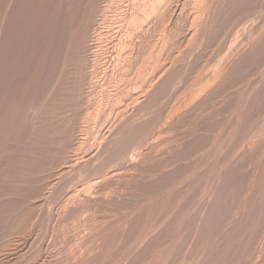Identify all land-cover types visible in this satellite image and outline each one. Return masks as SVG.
Returning <instances> with one entry per match:
<instances>
[{
    "label": "rangeland",
    "instance_id": "rangeland-1",
    "mask_svg": "<svg viewBox=\"0 0 264 264\" xmlns=\"http://www.w3.org/2000/svg\"><path fill=\"white\" fill-rule=\"evenodd\" d=\"M263 74L264 0H0V264H264Z\"/></svg>",
    "mask_w": 264,
    "mask_h": 264
},
{
    "label": "bare ground",
    "instance_id": "bare-ground-1",
    "mask_svg": "<svg viewBox=\"0 0 264 264\" xmlns=\"http://www.w3.org/2000/svg\"><path fill=\"white\" fill-rule=\"evenodd\" d=\"M144 2H145V1H144ZM153 2H154V1H153ZM159 2H160V1H159ZM190 2H191V1H190ZM106 3H107V2H106ZM106 3H105V4H106ZM164 3H165V1H164ZM73 4H74V3H73ZM134 4H135V3H134ZM161 4H162V3H161ZM192 4H193V3H192ZM237 4H238V3H237ZM84 5H85V4H84ZM157 5H158V4H157ZM75 6H76V5H75ZM105 6H106V5H105ZM166 6H167V5H166ZM134 7H135V6H134ZM156 7H157V6H156ZM204 7H205V6H204ZM87 8H88V7H87ZM152 8H153V7H152ZM70 9H71V8H70ZM153 9H154V8H153ZM145 10H146V9H145ZM159 10H160V9H159ZM101 11H102V10H101ZM141 11H142V10H141ZM87 12H88V11H87ZM147 12H149V11H147ZM156 12H157V11H156ZM260 12H261V11H260ZM140 14H141V13H140ZM135 15H136V14H135ZM181 15H182V14H181ZM48 16H49V15H48ZM206 16H207V15H206ZM33 17H34V16H33ZM134 17H135V16H134ZM158 17H159V16H158ZM55 18H56V17H55ZM72 18H73V17H72ZM26 19H27V18H26ZM46 19H47V18H46ZM54 20H55V19H54ZM258 20H259V19H258ZM32 21H33V20H32ZM68 21H69V20H68ZM140 21H141V20H140ZM29 22H30V21H29ZM48 22H49V20H48ZM53 22H54V21H53ZM71 22H72V21H71ZM77 22H78V21H77ZM133 22H134V21H133ZM144 22H145V21H144ZM160 22H161V21H160ZM166 22H167V21H166ZM259 23H260V22H259ZM49 24H50V23H49ZM74 24H75V22H74ZM74 24H73V25H74ZM71 26H72V25H71ZM240 26H241V25H240ZM245 27H246V25H245ZM30 28H31V27H30ZM68 28H69V27H68ZM238 28H239V27H238ZM71 29H72V28H71ZM86 29H87V28H86ZM141 29H142V28H141ZM136 30H137V29H136ZM69 31H70V30H69ZM169 31H170V30H169ZM71 32H72V31H71ZM73 33H74V32H73ZM224 33H225V32H224ZM171 34H172V33H171ZM191 34H192V33H191ZM28 35H29V34H28ZM200 35H201V34H200ZM246 35H247V34H246ZM72 36H73V35H72ZM250 37H251V36H250ZM67 38H68V37H67ZM71 38H72V37H71ZM60 39H61V38H60ZM236 39H237V38H236ZM248 40H249V39H248ZM238 41H239V40H238ZM222 42H223V41H222ZM66 43H67V42H66ZM152 43H153V42H152ZM170 43H171V42H170ZM71 44H72V43H71ZM92 44H93V43H92ZM239 45H240V44H239ZM242 45H243V44H242ZM229 46H231V45H229ZM239 48H240V47H239ZM227 49H228V48H227ZM150 50H151V49H150ZM191 51H192V50H191ZM191 51H190V52H191ZM226 53H227V52H226ZM233 53H234V52H233ZM65 54H66V53H65ZM159 54H160V53H159ZM44 55H45V54H44ZM63 55H64V54H63ZM131 55H132V54H131ZM178 55H179V54H178ZM170 56H171V55H170ZM190 56H191V55H190ZM232 56H233V55H232ZM35 57H36V56H35ZM175 57H176V56H175ZM181 57H182V56H181ZM57 58H58V57H57ZM65 58H66V57H65ZM40 59H41V58H40ZM50 59H51V58H50ZM62 59H63V58H62ZM83 59H84V58H83ZM148 59H149V58H148ZM188 59H189V58H188ZM41 60H42V59H41ZM72 60H73V59H72ZM137 60H138V59H137ZM138 61H139V60H138ZM175 61H176V60H175ZM218 61H219V60H218ZM43 62H44V61H43ZM63 63H64V62H63ZM123 63H124V62H123ZM36 64H37V63H36ZM51 65H52V64H51ZM94 65H95V64H94ZM196 65H197V64H196ZM137 67H138V66H137ZM217 67H219V66H217ZM220 67H221V66H220ZM222 67H223V66H222ZM132 68H133V67H132ZM175 68H176V67H175ZM227 68H228V67H227ZM57 69H58V68H57ZM119 69H120V68H119ZM179 69H180V68H179ZM210 69H211V68H210ZM220 69H221V68H220ZM92 70H93V69H92ZM113 70H114V69H113ZM201 70H202V69H201ZM179 71H180V70H179ZM209 71H210V70H209ZM216 71H217V70H216ZM218 71H219V69H218ZM37 72H38V71H37ZM41 72H42V71H41ZM59 72H60V71H59ZM175 72H176V71H175ZM206 72H207V71H206ZM219 72H220V71H219ZM222 72H223V71H222ZM222 72H221V75H222ZM121 73H122V72H121ZM166 73H167V72H166ZM214 73H215V72H214ZM232 73H233V72H232ZM87 74H88V73H87ZM140 74H141V73H140ZM215 74H216V73H215ZM217 74H218V73H217ZM163 75H164V74H163ZM263 75H264V74H263ZM46 76H47V75H46ZM57 76H58V75H57ZM86 76H87V75H86ZM94 76H95V75H94ZM141 76H142V75H141ZM176 76H177V75H176ZM209 76H210V75H209ZM242 76H243V75H242ZM52 77H53V76H52ZM198 77H199V76H198ZM210 77H211V76H210ZM215 77H216V76H215ZM218 77H219V76H218ZM223 77H224V76H223ZM2 78H3V77H2ZM40 78H41V77H40ZM47 78H48V77H47ZM111 78H112V77H111ZM158 78H159V77H158ZM163 78H164V77H163ZM124 79H125V78H124ZM176 79H177V78H176ZM260 79H261V78H260ZM158 80H159V79H158ZM172 80H173V79H171V81L169 80L170 84H171ZM193 80H194V79H193ZM206 80H207V79H206ZM43 81H44V80H43ZM156 81H157V79H156ZM156 81H155V82H156ZM213 81H214V80H213ZM249 81H250V80H249ZM0 82H1V81H0ZM59 82H60V81H59ZM114 82H115V81H114ZM169 82H168V83H169ZM174 82H175V81H174ZM192 82H193V81H192ZM223 82H224V81H223ZM89 83H90V82H89ZM131 83H132V82H131ZM172 83H173V82H172ZM184 83H185V82H184ZM46 84H47V83H46ZM153 84H154V82H153ZM192 84H193V83H192ZM206 84H207V83H206ZM86 85H87V84H86ZM133 85H134V84H133ZM158 85H159V84H158ZM167 85H168V84H167ZM167 85H164V86H166V89L168 88ZM199 85H200V84H199ZM43 86H44V85H43ZM45 86H46V85H45ZM109 86H110V85H109ZM111 86H112V85H111ZM160 86H162V85H160ZM217 86H218V85H217ZM86 87H87V86H86ZM138 87H139V86H138ZM162 87H163V86H162ZM176 87H177V86H176ZM45 88H46V87H45ZM122 88H123V87H122ZM139 88H140V87H139ZM157 88L160 89V87H157ZM169 88H170V87H169ZM42 89H43V88H42ZM47 89H48V88H47ZM52 89H53V88H52ZM162 89H163V88H162ZM185 89H186V88H185ZM208 89H209V88H208ZM156 90H157V89H156ZM192 90H193V89H192ZM252 90H254V88H253ZM128 91H129V90H128ZM163 91H165V90L163 89ZM45 92H47V91L45 90ZM50 92H51V91H50ZM156 92H158V91H156ZM156 92H154V94L157 95ZM174 92H175V91H174ZM201 92H202V91H201ZM209 92H210V91H209ZM165 93H166V92H165ZM165 93H164V94H165ZM189 93H190V92H189ZM17 94H18V93H17ZM104 94H105V93H104ZM160 94H161V92H160ZM51 95H52V94H51ZM32 96H33V95H32ZM48 96H49V95H48ZM158 96H159V94H158ZM162 96H163V95H162ZM246 96H247V95H246ZM85 97H86V96H85ZM134 97H135V96H134ZM155 97H156V96H155ZM155 97H154V98H155ZM185 97H186V96H185ZM13 98H14V97H13ZM46 98H47V97H46ZM178 98H179V97H178ZM124 99H125V98H124ZM136 99H138V98L136 97ZM152 99H153V98H152ZM18 100H19V99H18ZM86 100H87V99H86ZM86 100H85V101H86ZM134 100H135V98H134ZM157 100H158V99H157ZM159 100H160V99H159ZM256 100H257V99H256ZM12 101H13V100H12ZM138 101H139V100H138ZM146 101H148V100H146ZM73 102H74V101H73ZM139 102H140V101H139ZM52 103H53V102H52ZM90 103H91V102H90ZM150 103H151V102H150ZM125 104H126V103H125ZM156 104H157V102H156ZM256 104H257V103H256ZM126 105H127V104H126ZM157 105H158V104H157ZM9 106H10V105H9ZM117 106H118V105H117ZM138 106H139V105H138ZM163 106H164V105H163ZM86 107H87V106H86ZM94 107H95V106H94ZM120 107H121V106H120ZM125 107H126V106H125ZM146 107H147V106H146ZM166 107H167V106H166ZM51 108H52V107H51ZM87 108H88V107H87ZM102 108H103V107H102ZM126 108H127V107H126ZM160 108H161V107H160ZM122 109H124V108H122ZM236 109H237V108H236ZM18 110H19V109H18ZM48 110H49V109H48ZM147 110H148V109H147ZM99 111H100V110H99ZM118 111H120V110H118ZM118 111H117V112H118ZM144 111H145V110H144ZM144 111H143V112H144ZM148 111H149V110H148ZM163 111H164V110H163ZM40 112H41V111H40ZM47 112H48V111H47ZM94 112H95V111H94ZM139 112H140V111H139ZM153 112H154V111H153ZM169 112H170V111H169ZM262 112H263V111H262ZM43 113H44V112H43ZM83 113H84V112H83ZM83 113H82V114H83ZM150 113H151V112H150ZM175 113H176V112H175ZM8 114H9V113H8ZM69 114H70V113H69ZM90 114H91V113H90ZM116 114H117V113H116ZM166 114H167V113H166ZM135 115H136V114H135ZM158 115H159V114H158ZM169 115H170V114H169ZM174 115H175V114H174ZM230 115H231V114H230ZM81 116H82V115H81ZM97 116H98V115H97ZM114 116H115V115H114ZM22 117H23V116H22ZM35 117H36V116H35ZM61 117H62V116H61ZM78 117H79V116H78ZM78 117H77V118H78ZM130 117H131V116H130ZM141 117H142V115H141ZM232 117H233V116H232ZM236 117H237V116H236ZM81 118H82V117H81ZM178 118H179V117H178ZM230 118H231V117H230ZM84 119H85V118H84ZM94 119H95V116H94ZM109 119H110V118H109ZM171 119H172V118H171ZM77 120H79V119H77ZM89 120H91V119H89ZM128 120H129V119H128ZM132 120H133V119H132ZM135 120H136V119H135ZM142 120H143V119H142ZM144 120H145V119H144ZM75 121H76V120H75ZM140 121H141V120H140ZM223 121H224V120H223ZM236 121H237V120H236ZM4 122H5V121H4ZM16 122H17V121H16ZM72 122H73V121H72ZM92 122H93V121H92ZM126 122H127V121H126ZM154 122H155V121H154ZM262 122H263V121H262ZM93 123H94V122H93ZM127 123H128V122H127ZM130 123H131V122H130ZM45 124H46V123H45ZM50 124H51V123H50ZM183 124H184V123H183ZM25 125H26V124H25ZM86 125H87V123H86ZM134 125H135V124H134ZM227 125H228V124H227ZM75 126H76V125H75ZM132 126H133V124H132ZM140 126L143 127V125H140ZM145 126H146V124H145ZM149 126H150V125H149ZM232 126H233V125H232ZM64 127H65V126H64ZM146 127H147V126H146ZM257 127H258V126H257ZM98 128H99V127H98ZM109 128H110V127H109ZM113 128H114V126H113ZM132 128H134V127H132ZM139 128H140V127H139ZM139 128H137L136 130H139ZM125 129H126V127H125ZM125 129H124V130H125ZM110 130H111V129H110ZM113 130H114V129H113ZM130 130H131V129H130ZM140 130H141V129H140ZM146 130H148V129H143V133H145L144 131H146ZM261 130H262V128H261ZM128 131H129V130H128ZM148 131H149V130H148ZM153 131H154V130H153ZM94 132H95V131H94ZM262 132H263V130H262ZM11 133H12V132H11ZM87 133H88V132H87ZM91 133H92V132H91ZM132 133H133V132H132ZM135 133H136V132H134V135H135ZM138 133H140V131H139ZM141 133H142V132H141ZM143 133H142V135H143ZM118 134H119V133H118ZM136 134H137V133H136ZM239 134H240V133H239ZM93 135H94V134H93ZM93 135H92V136H93ZM127 135H128V134H127ZM140 135H141V134H140ZM31 136H32V135H31ZM35 136H36V135H35ZM67 136H68V135H67ZM112 136H113V135H112ZM124 136H126V135H124ZM128 136H129V135H128ZM137 136H138V135H137ZM151 136H152V135H151ZM260 136H261V135H260ZM68 137H69V136H68ZM129 137H130V136H129ZM131 137H132V136H131ZM131 137H130V138H131ZM138 137H139V136H138ZM229 137H230V136H229ZM262 137H263V136H262ZM29 138H30V137H29ZM87 138H88V137H87ZM130 138H129V139H130ZM142 138H143V137H142ZM142 138H141V139H142ZM35 139H36V138H35ZM35 139H34V140H35ZM115 139H116V138H115ZM117 139H118V137H117ZM122 139H123V137H122ZM122 139H121V140H122ZM124 139H125V138H124ZM132 139H133V138H132ZM135 139H136V138H135ZM102 140H103V139H102ZM130 140H131V139H130ZM242 140H243V139H242ZM252 140H253V139H252ZM104 141H105V140H104ZM104 141H103V142H104ZM108 141H109V140H108ZM117 141H118V140H117ZM119 141H120V140H119ZM133 141H134V139H133ZM133 141H132V142H133ZM136 141H137V140H135V142H136ZM144 141H145V140H144ZM16 142H17V141H16ZM105 142H106V141H105ZM114 142H115V141H111V143H114ZM123 142H124V140H123ZM126 142H127V140H126ZM221 142H222V141H221ZM239 142H240V141H239ZM242 142H243V141H242ZM24 143H25V142H24ZM70 143H71V142H70ZM73 143H74V142H73ZM107 143H108V142H107ZM118 143H119V142H118ZM124 143H125V142H124ZM124 143H123V144H124ZM137 143H138V142H137ZM147 143H148V142H147ZM149 143H150V142H149ZM16 144H17V143H16ZM22 144H23V143H22ZM46 144H47V143H46ZM68 144H69V143H68ZM75 144H76V143H75ZM98 144H99V143H98ZM108 144H110V143H108ZM123 144H122V146H125V145H123ZM126 144H128V143H126ZM133 144H135V143H133ZM133 144H131V145H133ZM241 144H242V143H241ZM82 145H83V144H82ZM88 145H89V144H88ZM101 145H102V144H101ZM115 145H116V144H115ZM128 145H130V144H128ZM135 145L137 146V144H135ZM135 145H134V146H135ZM207 145H208V144H207ZM44 146H46V145H44ZM92 146H93V145H91V147H92ZM99 146H100V145H99ZM110 146H111V145H110ZM112 146H113V145H112ZM120 146H121V143H120ZM120 146H119V147H120ZM122 146H121V147H122ZM144 146H145V145H144ZM148 146H149V145H148ZM8 147H9V146H8ZM52 147H54V146H52ZM82 147H83V146H82ZM89 147H90V146H89ZM115 147H116V146H115ZM125 147H126V146H125ZM138 147H139V146H138ZM146 147H147V146H146ZM211 147H212V146H211ZM28 148H29V147H28ZM30 148H31V147H30ZM103 148H104V146H103ZM103 148H102V150H103ZM106 148H107V147H106ZM113 148H114V147H113ZM117 148H118V147H117ZM117 148H116V149H117ZM127 148H128V147H127ZM131 148H132V147H131ZM135 148H136V147H134L133 149L135 150ZM212 148H213V147H212ZM219 148H220V147H219ZM32 149H33V148H32ZM129 149H130V148H128V151L126 150V154L129 153V152L131 151V149H130V151H129ZM206 149H207V148H206ZM100 150H101V149H100ZM104 150H105V149H104ZM107 150H108V149H107ZM117 150H118V149H117ZM134 150H133V151H134ZM204 150H205V149H204ZM65 151H66V150H65ZM121 151H122V149L120 150V153H119L120 155H119V157H120V156L123 157V156H122V155H123V154H122L123 152L121 153ZM124 151H125V149H124ZM136 151H137V150H136ZM198 151H199V149H198ZM207 151H208V150H207ZM215 151H216V150H215ZM33 152H34V151H33ZM97 152H98V151H97ZM106 152H107V151H106ZM106 152H105V153H106ZM111 152H112V151H110V153H111ZM114 152L118 153L117 151H114V150H113V153H112V155H111V156H113V157H114V155H115V156L117 155V154H114ZM151 152H152V151H151ZM90 153H91V152H90ZM131 153H132V152H131ZM137 153H138V152H137ZM146 153H147V152H146ZM29 154H30V153H29ZM101 154H102V152H101ZM107 154H108V153H107ZM230 154H231V153H230ZM74 155H75V154H74ZM109 155H110V154H109ZM131 155H132V154H131ZM131 155H130V156H131ZM133 155H134V153H133ZM135 155H136V153H135ZM150 155H151V154H150ZM1 156H2V155H1ZM56 156H57V155H56ZM102 156H103V155H102ZM102 156H101V158H102ZM4 157H5V156H4ZM105 157H106V155L104 156V159H105ZM128 157H129V155H128ZM234 157H235V156H234ZM57 158H58V157H57ZM62 158H63V157H62ZM126 158H127V156H126ZM135 158H136V157H135ZM151 158H152V157H151ZM95 159H96V158H95ZM95 159H93V160H95ZM108 159H110V157H108ZM108 159H107V160H108ZM111 159H112V158H111ZM116 159H117V156H116V158L114 157L113 161L116 160ZM2 160H3V159H2ZM16 160H17V159H16ZM58 160H59V159H58ZM88 160H89V159H88ZM133 160H134V159H133ZM133 160H132V161H133ZM155 160H156V159H155ZM238 160H239V159H238ZM240 160H241V159H240ZM63 161H64V160H63ZM116 161H117V160H116ZM146 161H147V160H146ZM241 161H242V160H241ZM19 162H20V161H19ZM53 162H54V161H53ZM68 162H69V161H68ZM94 162H96V161H94ZM98 162L100 163V159H99ZM102 162H104V161L102 160ZM102 162H101V163H102ZM105 162H106V161H105ZM105 162H104V163H105ZM108 162H109V164H112V162L110 163V160H109ZM135 162H136V161H135ZM143 162H144V161H143ZM63 163H64V162H63ZM90 163H91V162H90ZM104 163H102V164H104ZM153 163H154V162H153ZM14 164H15V163H14ZM46 164H47V163H46ZM87 164H88V163H87ZM91 164H93V163H91ZM107 164H108V163H107ZM200 164H201V163H200ZM61 165H62V164H61ZM84 165H86V164H84ZM88 165H90V164H88ZM219 165H220V164H219ZM235 165H236V164H235ZM93 166H94V165H93ZM95 166H96V165H95ZM97 166H98V164H97ZM99 166H101V165L99 164ZM105 166H106V165H105ZM79 167H80V166H79ZM79 167H78V168H79ZM106 167H107V166H106ZM118 167H120V166H118ZM217 167H218V166H217ZM39 168H40V167H39ZM88 168H89V167H88ZM202 168H203V167H202ZM218 168H219V167H218ZM15 169H16V168H15ZM64 169H65V168H64ZM104 169H106V168L104 167ZM104 169H103V170H104ZM114 169H116V167H114ZM118 169H119V168H118ZM188 169H189V168H188ZM93 170H95V169H93ZM96 170H97V169H96ZM96 170H95V171H96ZM98 170H99V169H98ZM98 170H97V171H98ZM100 170H102V169H100ZM216 170H217V169H216ZM82 171H83V170H82ZM82 171H81V172H82ZM87 171H88V169H87L85 172H87ZM95 171H93V173H94ZM107 171H108V170H107ZM110 171H111V168H110ZM112 171H113V170H112ZM123 171H124V170H123ZM219 171H220V170H219ZM19 172H20V171H19ZM104 172H105V170H104ZM108 172H109V171H108ZM108 172H107V173H108ZM126 172H127V171H126ZM62 173H63V172H62ZM91 173H92V172H90L89 174H91ZM96 173H97V172H96ZM96 173H95V174H96ZM101 173H103V171H102ZM116 173H117V171H116ZM119 173H121V172H119ZM54 174H55V173H54ZM80 174H81V173H80ZM95 174H94V175H95ZM98 174L100 175V173H98ZM98 174H97V176H98ZM108 174H109V173H108ZM113 174L115 175V173H113ZM113 174H112V175H113ZM117 174H118V173H117ZM117 174H116V175H117ZM167 174H168V173H167ZM58 175H59V174H58ZM60 175H62V174H60ZM60 175H59V176H60ZM101 175H102V174H101ZM110 175H111V174H110ZM116 175H115V176H116ZM80 176L83 177V174L80 175ZM88 176H89V175H88ZM103 176H104V175H103ZM92 177H93V175H92ZM95 177H96V175H95ZM98 177H99V176H98ZM111 177H112V176H111ZM113 177H114V176H113ZM84 178H85V177H84ZM86 178H87V177H86ZM101 178H103V177H101ZM105 178H106V177H105ZM109 178H110V177H109ZM182 178H183V177H182ZM106 179H108V178H106ZM106 179H105V180H106ZM110 179H111V178H110ZM117 179H118V178H117ZM115 180H116V178H115ZM119 180H120V179H119ZM207 180H208V179H207ZM85 181H86V180H85ZM85 181H84V182H85ZM88 181H89V180H88ZM99 181H101V179H100ZM7 182H8V181H7ZM80 183H81V182H80ZM88 183H90V182H88ZM88 183H87V184H88ZM96 183H97V182H96ZM70 184H71V182H70ZM75 184H76V183H75ZM90 184H91V183H90ZM90 184H89V186H90ZM97 184H98V183H97ZM100 184H101V182H100ZM91 185H92V184H91ZM135 185H136V184H135ZM117 186H118V185H117ZM10 187H11V186H10ZM82 187H83V186H82ZM103 187H104V186H103ZM45 188H46V187H45ZM62 188H63V187H62ZM83 188H86V187H83ZM83 188H81V189H83ZM88 188H89V187H88ZM91 188H93V187H91ZM104 188H107V187H104ZM138 188H139V187H138ZM47 189H48V188H47ZM72 189H73V188H72ZM86 189H87V188H86ZM101 189H102V188H101ZM101 189H100V190H101ZM192 189H193V188H192ZM192 189H191V190H192ZM79 190H80V189H79ZM83 190H85V189H83ZM95 190H96V189H95ZM136 190H137V189H136ZM102 191L104 192L105 190H102ZM115 191H116V190H115ZM14 192H15V191H14ZM46 192H47V190H46ZM75 192H76V191H75ZM77 192H79V191H77ZM77 192H76V193H77ZM128 192H129V191H128ZM194 192H195V191H194ZM4 193H5V192H4ZM72 193H73V192H72ZM99 193H100V192H99ZM188 193H189V192H188ZM113 194H114V192H113ZM63 195H64V194H63ZM177 195H178V194H177ZM2 196H3V195H2ZM15 196H16V195H15ZM71 196H72V195H71ZM79 196H80V195H79ZM106 196H107V195H106ZM186 196H188V195H186ZM13 197H14V196H13ZM76 197H77V196H76ZM113 197H114V196H113ZM125 197H126V196H125ZM125 197H124V198H125ZM128 197H129V196H128ZM180 197H181V196H180ZM61 198H62V197H61ZM68 198H69V197H68ZM97 198H98V197H97ZM21 199H22V198H21ZM35 199H36V198H35ZM51 199H52V198H51ZM109 199H110V198H109ZM89 200H90V199H89ZM102 200H103V199H102ZM180 200H181V199H180ZM182 200H183V199H182ZM198 200H199V199H198ZM22 201H23V200H22ZM68 201H69V200H68ZM83 201H84V200H83ZM111 201H112V200H111ZM173 201H174V200H173ZM178 201H179V200H178ZM184 201H185V200H184ZM205 201H206V200H205ZM119 202H120V201H119ZM201 202H202V201H201ZM175 203H176V202H175ZM198 203H199V202H198ZM37 204H38V203H37ZM72 204H73V203H72ZM6 205H7V204H6ZM102 205H103V204H102ZM165 205H166V204H165ZM106 206H107V205H106ZM106 206H105V207H106ZM130 206H131V205H130ZM92 207H93V206H92ZM183 207H184V206H183ZM201 207H202V206H201ZM107 209H108V208H107ZM112 209H113V208H112ZM118 209H119V208H118ZM73 210H74V209H73ZM78 210H79V209H78ZM102 210H103V209H102ZM82 211H83V210H82ZM82 211H81V212H82ZM180 211H181V210H180ZM191 211H192V210H191ZM20 212H21V211H20ZM87 212H88V211H87ZM186 213H187V212H186ZM193 213H194V212H193ZM54 214H55V213H54ZM59 214H60V213H59ZM106 214H107V213H106ZM106 214H105V215H106ZM117 214H118V213H117ZM123 214H124V213H123ZM180 214H181V213H180ZM198 214H199V213H198ZM38 215H39V214H38ZM193 215H194V214H193ZM121 216H122V215H121ZM77 218H78V217H77ZM88 219H89V218H88ZM179 219H180V218H179ZM262 219H263V217H262ZM92 220H93V219H92ZM186 220H187V219H186ZM188 220H189V219H188ZM81 221H82V220H81ZM83 221H84V220H83ZM87 221H88V220H87ZM196 221H197V220H196ZM34 222H35V221H34ZM93 226H94V224H93ZM97 226H98V225H97ZM161 226H162V225H161ZM180 227H181V226H180ZM179 229H180V228H179ZM87 230H88V229H87ZM99 230H100V229H99ZM146 231H147V230H146ZM46 233H47V232H46ZM85 233H86V232H85ZM154 233H155V232H154ZM193 233H194V232H193ZM90 234H91V233H90ZM164 235H165V234H164ZM259 237H260V236H259ZM144 238H145V237H144ZM40 239H41V238H40ZM93 239H94V238H93ZM93 239H92V240H93ZM146 239H147V238H146ZM179 239H180V238H179ZM53 241H54V240H53ZM258 241H259V240H258ZM239 244H240V243H239ZM256 244H257V243H256ZM2 246H3V245H2ZM12 247H13V246H12ZM61 247H62V246H61ZM92 247H93V246H92ZM5 248H6V247H5ZM161 248H162V247H161ZM2 249H3V248H2ZM11 249H12V248H11ZM53 249H54V248H53ZM60 249H61V248H60ZM152 249H153V248H152ZM18 250H19V249H18ZM133 252H134V251H133ZM160 252H161V251H160ZM245 252H246V251H245ZM62 253H63V252H62ZM65 254H66V253H65ZM129 254H130V253H129ZM169 254H170V253H169ZM159 255H160V254H159ZM251 256H253V255H251ZM260 256H262V255H260ZM12 257H13V256H12ZM59 257H60V256H59ZM68 257H69V256H68ZM68 257H67V258H68ZM159 257H160V256H159ZM247 257H248V256H247ZM31 258H32V257H31ZM126 258H128V257H126ZM261 258H262V257H261ZM156 259H157V257H156ZM14 261H15V260H14ZM48 261H49V260H48ZM243 261H244V260H243ZM250 261H252V260H250ZM3 262H4V261H3ZM3 262H2V263H3ZM15 262H16V261H15ZM15 262H14V264H15ZM126 262H127V261H126ZM241 263H242V262H241ZM252 263H255V262H252ZM17 264H18V263H17Z\"/></svg>",
    "mask_w": 264,
    "mask_h": 264
}]
</instances>
